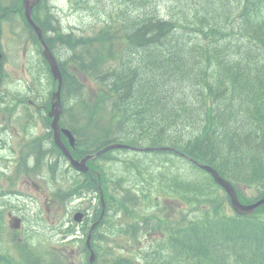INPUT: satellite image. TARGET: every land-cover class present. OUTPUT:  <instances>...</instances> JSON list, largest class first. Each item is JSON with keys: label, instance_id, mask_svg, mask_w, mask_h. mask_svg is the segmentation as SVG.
<instances>
[{"label": "trees", "instance_id": "trees-1", "mask_svg": "<svg viewBox=\"0 0 264 264\" xmlns=\"http://www.w3.org/2000/svg\"><path fill=\"white\" fill-rule=\"evenodd\" d=\"M167 1L178 4L176 0ZM223 2L225 12L215 9V21L206 30L183 21L179 30L171 32L172 26L160 22L153 13L144 15L146 24L135 27L128 13L125 24L129 53H139L143 60L137 66L146 70H118L119 77L106 85L118 98L99 95L92 104L96 108L93 117L107 118L102 126L105 138L99 139L100 143L88 138L101 147L111 139L134 141L137 135H150L151 144L171 146L187 157L204 161L232 184L254 189L259 197L264 195V0ZM13 8V0H0V21ZM223 13L224 19L220 16ZM60 28L49 20V35L56 45L52 52L61 47L65 53L61 61L76 62L79 58L84 73L102 83L101 68L82 52L88 42L79 34L57 41L55 30ZM106 36L112 39L113 30ZM107 79L112 80L110 76ZM64 86L66 94L72 95L71 84ZM70 119L68 126L74 124ZM84 149L81 146L77 152ZM161 177L154 189L163 186L165 191L175 193L172 197L195 205L196 210L208 205L210 208L193 222L181 216L182 222L166 229L160 257L154 246L142 253L140 262L116 254L106 256L101 246L97 253L105 258L103 263L225 264L227 247L238 244L241 249L236 251L264 264V207L252 216L235 217L212 199L205 182L177 175ZM72 179L70 185L88 181L85 176ZM140 193L141 199L152 201L143 191ZM239 198L245 203L253 201L241 194ZM122 203L118 202L119 206ZM108 251L114 249L110 246ZM16 253L0 256V264H32L25 252L17 249Z\"/></svg>", "mask_w": 264, "mask_h": 264}, {"label": "rangeland", "instance_id": "rangeland-1", "mask_svg": "<svg viewBox=\"0 0 264 264\" xmlns=\"http://www.w3.org/2000/svg\"><path fill=\"white\" fill-rule=\"evenodd\" d=\"M2 21V20H1ZM56 52V56L57 58L61 59V58H64L65 56V53L63 52L62 48H57L55 50ZM9 72H16V73H10V76L12 79H14V82L12 83H15L17 81H19L20 83L25 81L26 78L21 74V72L19 71V69L17 68H14L13 66L11 67V69L9 70ZM28 81V80H26ZM80 100H83V98H80ZM69 107L68 109V115L66 117V121H68L69 123L71 122V119L70 117L73 119L76 118L78 120L80 119H84V116H83V113H79L78 110H77V105L74 104L73 101L67 103V105ZM71 114V115H70ZM78 128H80L78 126ZM43 129L41 128H37L33 131V133L35 135L37 134H40L42 133ZM5 141H8L7 139L3 140V142ZM14 145H15V149L16 151H19V146L16 144V142H14ZM4 154H8L6 152H2L0 153V156H4ZM116 156L119 158V159H125V160H134L136 158H134L132 156V154L130 153H117ZM140 159V158H139ZM144 162H142L139 166H138V169L135 170L134 172H129V173H119V176L120 175H127L131 180H133V184L130 186L132 187V193L135 194V195H138L140 189H144L143 192L144 193H151L152 192V188H148L146 189L149 185L147 182H142L143 181V178H146V179H149V180H153L155 179L154 181H152V183H156L158 181V178H156L160 173L154 175V172H157L158 168L161 166V164H156L157 162V159L156 160H150L152 159V156H147V157H144ZM114 162L110 163V164H113ZM175 164L177 167H180L183 169V174L186 176V177H189V178H192L194 176V173L191 172V169L188 165H186L183 161H176L175 160ZM113 167L115 169H117L118 171H122V168H121V163L120 162H116ZM145 170H148V171H145ZM10 171L11 170H7L6 172L8 174H10ZM174 171L176 172V170L174 169ZM145 173V175H144ZM10 178H14V175L11 176ZM16 179L17 180H14L13 184L10 186L9 184H11L12 182L10 181V179L8 180V178H2L0 177V185L2 187L5 188V190L7 189L6 187H13V191H16L17 193H19L21 195V193H28V194H31V195H35V189L32 187V182H30L28 179H24L20 176H16ZM194 181H199L201 182L202 180L200 179H197V178H193ZM73 181V179H71L69 181V184H71ZM204 187V186H203ZM44 195H48L47 194V191L46 190H43L42 192ZM219 194V193H218ZM212 195H215L214 191L212 193ZM17 197L19 198L20 196L17 195ZM221 197V196H220ZM222 198V197H221ZM9 200H13L14 199V195H9L8 197ZM223 199V198H222ZM23 201V202H22ZM20 200V205L22 207L23 205V211H18V210H14L13 212L16 213V214H21L23 216H26L27 218L30 219L29 222H27L26 224V227L27 229H30L32 230L34 227L35 228H38L39 229V233L42 235V236H45V233L48 240L51 241V245L55 248H66V257H63L62 256V250L59 249L57 252L58 254L60 255V257L63 259L64 263L66 264H77L78 263V260H79V253L77 251V244L74 243V244H70L71 241L74 239L72 238H69L68 240H70L67 244V247L64 246V245H56V243L58 242H61L60 241V237L58 236L60 234V231L59 229L53 225V224H48V229L45 225H36L32 220H33V216L35 215V211H36V207L37 205L33 202H27L26 203V200ZM25 205V207H24ZM28 205V206H27ZM42 205V200L39 202V205L40 206ZM77 205H82V207H86L88 206V213H89V216L91 217L92 216V213L93 211L96 209V206H97V200H92V201H89L88 199H81V200H78V201H73L69 204L68 206V209L70 210L71 208L73 207H76ZM118 210V207L117 209ZM49 215H47L45 212H43V219H50L52 217L53 219V216H52V213L53 211L50 210L48 211ZM50 217V218H49ZM190 217H193V214H190ZM6 218V216H5ZM61 218H66V220H69L70 222H72L71 220V216L69 214V211L67 212H63L59 209L55 210V219L56 220H60ZM49 223V222H48ZM54 223H58L57 221ZM74 224V223H73ZM70 224H68L66 226L69 227ZM41 230V232H40ZM73 230L75 231V233L79 232L77 234V237H81V229L78 228V227H74ZM67 240V241H68ZM70 252L72 251L73 253L72 254H67V252ZM123 255L125 256H132L134 255V253H125V252H122Z\"/></svg>", "mask_w": 264, "mask_h": 264}, {"label": "water", "instance_id": "water-1", "mask_svg": "<svg viewBox=\"0 0 264 264\" xmlns=\"http://www.w3.org/2000/svg\"><path fill=\"white\" fill-rule=\"evenodd\" d=\"M58 93H55L54 96H57ZM58 102V100H57ZM55 106H58V103L54 104V106H52V111L51 113L49 114L50 116H54V119H53V123H52V127L54 128V130L56 131L57 130V119H58V116H59V111L58 110H55L53 107ZM66 135L68 136L69 138V142L71 145H73V139L72 137L70 136V134L67 132ZM56 138V143L59 145L60 149L62 150V152L65 154V156L69 159L71 165L78 171H81V172H85L87 170V168L85 167V160H81L80 162L78 161H75L71 158L68 150L66 148H64L60 143H59V140H58V134L55 136ZM205 170L209 171L214 180L220 184L229 194L230 196V201L232 203V206L234 208V210L237 212V213H249L251 212L253 209H255L256 207L264 204V200H261L253 205H249V206H243L241 204H239V202L237 201V198H236V194H235V191L233 190L232 187H230L225 181H223L222 179H220L218 177V175L216 174L215 171H213L212 169L208 168V167H203ZM75 221H80L81 219V216L80 215H76L75 216Z\"/></svg>", "mask_w": 264, "mask_h": 264}, {"label": "bare ground", "instance_id": "bare-ground-1", "mask_svg": "<svg viewBox=\"0 0 264 264\" xmlns=\"http://www.w3.org/2000/svg\"><path fill=\"white\" fill-rule=\"evenodd\" d=\"M152 16V15H151ZM229 17V16H228ZM227 18V17H226ZM228 20H230L229 18H228ZM227 21V20H226ZM225 21V22H226ZM229 23V22H228ZM228 25V24H227ZM228 26H230V25H228ZM154 33V32H153ZM159 39V38H158ZM52 54H53V58H54V60L59 64L60 63V61H61V59H59V61H58V58H57V56H56V53L53 51L52 52ZM169 82V81H168ZM162 86H164V85H162ZM128 87V86H127ZM181 87V86H180ZM169 89V88H168ZM166 93V92H165ZM170 94V93H169ZM178 107V106H177ZM66 124H70L68 121H66ZM209 157V156H208ZM60 163H65V164H69L66 160H64V161H54L53 162V165H56V164H60Z\"/></svg>", "mask_w": 264, "mask_h": 264}]
</instances>
